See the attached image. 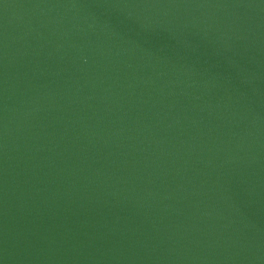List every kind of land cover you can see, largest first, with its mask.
<instances>
[{
  "label": "water",
  "instance_id": "obj_1",
  "mask_svg": "<svg viewBox=\"0 0 264 264\" xmlns=\"http://www.w3.org/2000/svg\"><path fill=\"white\" fill-rule=\"evenodd\" d=\"M0 264H264V0H0Z\"/></svg>",
  "mask_w": 264,
  "mask_h": 264
}]
</instances>
